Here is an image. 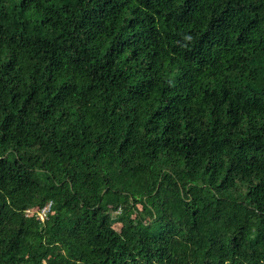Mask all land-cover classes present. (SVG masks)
<instances>
[{
    "label": "trees",
    "instance_id": "obj_1",
    "mask_svg": "<svg viewBox=\"0 0 264 264\" xmlns=\"http://www.w3.org/2000/svg\"><path fill=\"white\" fill-rule=\"evenodd\" d=\"M0 264H264V0H0Z\"/></svg>",
    "mask_w": 264,
    "mask_h": 264
},
{
    "label": "rangeland",
    "instance_id": "obj_2",
    "mask_svg": "<svg viewBox=\"0 0 264 264\" xmlns=\"http://www.w3.org/2000/svg\"><path fill=\"white\" fill-rule=\"evenodd\" d=\"M45 211H46V209L43 212H40L39 213V216H40L41 220H44L46 218L45 217V214H44ZM29 214H30V211H27V213H25L26 216H28ZM114 228L120 232L121 231V228H122V224L115 223L114 224Z\"/></svg>",
    "mask_w": 264,
    "mask_h": 264
},
{
    "label": "built area",
    "instance_id": "obj_3",
    "mask_svg": "<svg viewBox=\"0 0 264 264\" xmlns=\"http://www.w3.org/2000/svg\"><path fill=\"white\" fill-rule=\"evenodd\" d=\"M45 209H46V211L44 212V214H45V217H46V216H47V213H48L49 210H50V206H47ZM45 209H44V210H45ZM44 210H43V211H44ZM43 211H41V212H43Z\"/></svg>",
    "mask_w": 264,
    "mask_h": 264
}]
</instances>
